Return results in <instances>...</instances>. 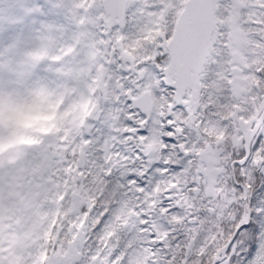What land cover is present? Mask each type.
<instances>
[{"label":"snow or ice","instance_id":"1","mask_svg":"<svg viewBox=\"0 0 264 264\" xmlns=\"http://www.w3.org/2000/svg\"><path fill=\"white\" fill-rule=\"evenodd\" d=\"M33 112L50 131L23 130ZM0 264H264V0L20 9L0 33Z\"/></svg>","mask_w":264,"mask_h":264},{"label":"rangeland","instance_id":"2","mask_svg":"<svg viewBox=\"0 0 264 264\" xmlns=\"http://www.w3.org/2000/svg\"><path fill=\"white\" fill-rule=\"evenodd\" d=\"M32 0H0V33L10 26V21L15 20L20 9ZM53 116L43 115L39 112L26 113L21 116L23 130L25 132L39 133L50 131L52 128ZM22 143L31 142L27 136L21 139Z\"/></svg>","mask_w":264,"mask_h":264}]
</instances>
